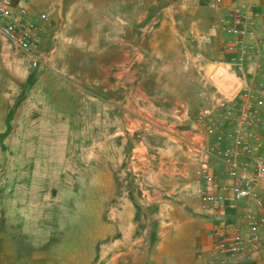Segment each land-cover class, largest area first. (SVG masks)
I'll use <instances>...</instances> for the list:
<instances>
[{
	"label": "rangeland",
	"instance_id": "374dc122",
	"mask_svg": "<svg viewBox=\"0 0 264 264\" xmlns=\"http://www.w3.org/2000/svg\"><path fill=\"white\" fill-rule=\"evenodd\" d=\"M28 11L55 61L31 71L0 47V238L30 264H152L184 204L202 218L204 186L194 170L184 185V157L213 166L197 149L207 139L189 94L205 86L184 69V0H28ZM101 29L124 69L87 68Z\"/></svg>",
	"mask_w": 264,
	"mask_h": 264
},
{
	"label": "built area",
	"instance_id": "2783aa9c",
	"mask_svg": "<svg viewBox=\"0 0 264 264\" xmlns=\"http://www.w3.org/2000/svg\"><path fill=\"white\" fill-rule=\"evenodd\" d=\"M213 9L226 11L224 5ZM255 17L252 11L229 14L213 72L200 71L205 93L194 131L202 129L207 141L197 149L225 168L216 173L204 164L196 173L204 186L199 195L202 210L212 220L209 255L204 259L209 264L264 260V155L251 144L252 130L261 126L259 110L264 104V88L251 85L264 78V69H253L249 60L256 39ZM43 33L44 28L30 17L28 0H0V47L6 58L31 71L50 68L55 51L39 52ZM187 113L185 108V119ZM211 140L216 143L208 145Z\"/></svg>",
	"mask_w": 264,
	"mask_h": 264
},
{
	"label": "crops",
	"instance_id": "0c3cea01",
	"mask_svg": "<svg viewBox=\"0 0 264 264\" xmlns=\"http://www.w3.org/2000/svg\"><path fill=\"white\" fill-rule=\"evenodd\" d=\"M214 5H224L226 11L221 13L215 10ZM247 11H252L256 15L252 24L256 39L253 42L249 60L254 65L253 69L257 67L264 69V0H184V69H195L201 77V85L205 83L204 76L200 73L201 69L206 74L212 73L213 63L219 59V40L224 36L222 29L228 23L227 16L233 12ZM213 26H218L220 30L212 31ZM107 38V32L103 29H101L100 37L94 34V30H90L86 46L91 47V56L88 55L91 60L87 68L124 69L126 67L123 47H117V55L120 54V56L115 61L109 60L110 53L106 49ZM193 41L198 43L196 49L192 45ZM251 85L253 89L259 86L264 88V78L251 81ZM203 95L204 92L200 96L196 91L189 94L193 104L197 102L200 104L199 100ZM259 118L261 126L252 130L251 144L262 155L264 153V104L259 110ZM222 145L226 146L227 143L223 141ZM211 161L213 163L214 160ZM202 163V160L190 163L188 155L184 157V185L190 180V172L194 170L197 173ZM210 167L215 172L225 171L221 164H213ZM186 205L184 204V225L173 227L159 247L155 245L149 249L150 263H156L159 258L164 259L165 264H209L204 259L209 255L208 234L212 220L208 221L209 218L203 212H201V218L198 215L199 211H194L188 204ZM0 264H30L29 254L23 253L19 248L0 238ZM224 264H264V260Z\"/></svg>",
	"mask_w": 264,
	"mask_h": 264
}]
</instances>
